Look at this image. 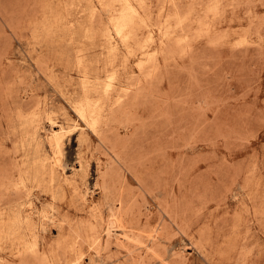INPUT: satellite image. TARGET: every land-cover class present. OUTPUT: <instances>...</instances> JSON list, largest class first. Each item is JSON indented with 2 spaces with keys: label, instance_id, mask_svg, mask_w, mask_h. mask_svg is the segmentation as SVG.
<instances>
[{
  "label": "rangeland",
  "instance_id": "1",
  "mask_svg": "<svg viewBox=\"0 0 264 264\" xmlns=\"http://www.w3.org/2000/svg\"><path fill=\"white\" fill-rule=\"evenodd\" d=\"M129 2L0 0V264H264V0Z\"/></svg>",
  "mask_w": 264,
  "mask_h": 264
},
{
  "label": "bare ground",
  "instance_id": "2",
  "mask_svg": "<svg viewBox=\"0 0 264 264\" xmlns=\"http://www.w3.org/2000/svg\"><path fill=\"white\" fill-rule=\"evenodd\" d=\"M118 1L122 2L124 6L120 10L118 17L113 23L115 33H117V35L122 39H128L131 36L134 22L137 21L136 17L138 15V12L131 4V2H129L130 0ZM96 81L97 82H92L90 78H87L82 83L83 94L81 95V98L74 100L73 102L74 110L77 115L92 128L97 127L101 120L104 103L103 98L107 97V94L112 89L114 84V76L111 75L109 77V80L105 82H101L98 80ZM82 168V179L84 180V182H86L89 175V163L85 159L82 161ZM26 223L27 222H25V229H27ZM29 242L30 241H28L27 243ZM32 242L36 244V240H33Z\"/></svg>",
  "mask_w": 264,
  "mask_h": 264
}]
</instances>
